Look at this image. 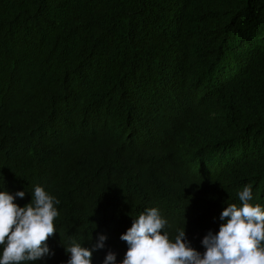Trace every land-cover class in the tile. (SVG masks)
Listing matches in <instances>:
<instances>
[{
	"label": "trees",
	"instance_id": "1",
	"mask_svg": "<svg viewBox=\"0 0 264 264\" xmlns=\"http://www.w3.org/2000/svg\"><path fill=\"white\" fill-rule=\"evenodd\" d=\"M170 181L172 199L134 189ZM247 184L264 208V0H0V191L60 201L30 264L99 234L92 264H120L146 205L203 252Z\"/></svg>",
	"mask_w": 264,
	"mask_h": 264
},
{
	"label": "clouds",
	"instance_id": "2",
	"mask_svg": "<svg viewBox=\"0 0 264 264\" xmlns=\"http://www.w3.org/2000/svg\"><path fill=\"white\" fill-rule=\"evenodd\" d=\"M162 145L153 144L155 149L151 153L161 151ZM149 161L153 170L162 171L151 158ZM128 169L125 168L121 179L133 190L134 184L126 174ZM176 184L170 181L168 186L145 187L147 191L140 187L134 189L148 199L153 196L172 199ZM17 197L23 199L25 191L15 194L0 191V264H30L50 254L47 241L57 231L54 222L59 216L56 205L60 201L55 196L36 185L30 202L24 206L15 202ZM238 199L239 205L228 204L221 212L218 232L209 230L203 237V252L191 246L185 227L179 229L174 238L170 237L163 231L168 221L158 206L146 205L144 211L136 214L131 227L121 234L120 239L128 247L120 264H264V208L252 202L251 184L238 192ZM105 241L106 236L99 234L91 249L75 240L64 245L65 251L70 253L67 264H92L93 251L104 248ZM110 262L116 264V254L109 250L103 264Z\"/></svg>",
	"mask_w": 264,
	"mask_h": 264
}]
</instances>
